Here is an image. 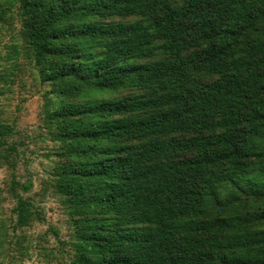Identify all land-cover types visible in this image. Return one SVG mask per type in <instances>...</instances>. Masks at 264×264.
<instances>
[{
    "label": "trees",
    "instance_id": "obj_1",
    "mask_svg": "<svg viewBox=\"0 0 264 264\" xmlns=\"http://www.w3.org/2000/svg\"><path fill=\"white\" fill-rule=\"evenodd\" d=\"M15 16L0 79L24 56L52 88L70 264H264V0H0V26ZM12 132L17 231L40 212Z\"/></svg>",
    "mask_w": 264,
    "mask_h": 264
},
{
    "label": "rangeland",
    "instance_id": "obj_2",
    "mask_svg": "<svg viewBox=\"0 0 264 264\" xmlns=\"http://www.w3.org/2000/svg\"><path fill=\"white\" fill-rule=\"evenodd\" d=\"M20 28L18 16L0 26V74L3 65L12 64L7 60L18 42ZM18 68L7 84L0 79V122L14 128L8 142L16 145L20 152L17 180L33 185L27 193L22 189L18 192L33 202L40 216L22 229L13 230L17 201L9 191L12 171L0 161V228L6 227L9 234L0 248V264H70L75 233L68 211L53 187V172L58 160L51 154L59 145L51 141L43 113L45 95L52 88L40 82L37 71L26 57L20 56ZM133 92L124 91L118 95L127 96ZM113 96L117 94L102 93L98 98Z\"/></svg>",
    "mask_w": 264,
    "mask_h": 264
}]
</instances>
